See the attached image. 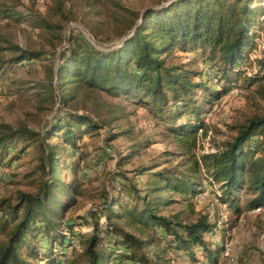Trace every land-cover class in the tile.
<instances>
[{"label":"trees","instance_id":"obj_1","mask_svg":"<svg viewBox=\"0 0 264 264\" xmlns=\"http://www.w3.org/2000/svg\"><path fill=\"white\" fill-rule=\"evenodd\" d=\"M260 3L173 0L159 8H146L132 33L114 49L103 51L80 37L66 38L68 45L60 52L57 64L46 68V76L55 81L60 93L62 90V106L85 90L148 108L154 118L165 122L166 131L181 143L183 153H189L197 139L208 132L202 114L214 100L235 87L238 80L247 85L264 80V41L263 47L257 42L260 37L264 40V6ZM33 24L60 39L61 24L42 16ZM8 49L12 51L9 66L42 57L40 50L32 48L9 45ZM174 49L198 53L200 63L210 65L217 84L204 78V68L198 71L188 64H170L168 57ZM215 63L219 66L213 69ZM53 124L43 139L24 124L4 126L0 131V160L12 143L36 142L38 169L43 174L35 192H18L14 201L0 199V264H31L29 258L38 255L34 243L40 232L46 237V264H162L166 259L153 248L159 239L166 241V247L192 258L193 249H201V261L215 264L224 241L207 239L215 225L206 214L189 221L181 219L184 210L162 213L175 201L168 193L191 201L202 191L200 171L204 180L218 184L221 192L216 193L217 201L236 212L242 191L251 195L247 210L264 206V112L239 125L233 138L222 146L194 155L185 170L158 162L141 164L133 169L135 177L146 176L141 185L122 172L112 173L113 178L123 179L122 192L101 194L102 201L90 210L88 218L76 216L68 222L61 218L81 193L76 173L85 159L76 143L101 126L95 118L73 111ZM56 138L63 146L51 142ZM67 144L71 152L65 156ZM258 150L261 154L256 156ZM66 157L75 158L66 163ZM126 158L120 155L118 165ZM160 165L163 167L157 169ZM60 170L72 177L63 182ZM187 207L185 210L192 212V202ZM84 226L90 231L83 232ZM151 250L152 256L147 252Z\"/></svg>","mask_w":264,"mask_h":264},{"label":"rangeland","instance_id":"obj_2","mask_svg":"<svg viewBox=\"0 0 264 264\" xmlns=\"http://www.w3.org/2000/svg\"><path fill=\"white\" fill-rule=\"evenodd\" d=\"M171 1L0 0V131L4 126L15 128L24 124L43 139L46 130L69 111L87 114L101 126L96 133L86 135L76 143L85 158L79 163L76 173L81 193L76 197L74 205L64 211L61 219L65 222L76 216L88 218L90 210L102 201L101 194L122 192L123 179L113 178L112 173L122 172L128 179L132 178L133 183L141 185L146 176L135 177L133 173V169L141 164L152 165L158 162L163 166H176L177 170H185L194 155L197 157L202 150L211 151L222 146L233 138L239 125L252 117L262 116L264 112V80L251 85L243 80L236 81L235 87L220 99L214 100L209 111L202 114L207 134L197 139L196 146L189 153H183L181 143L166 131L164 121L154 118L148 108L135 106L121 97H112L102 92L87 94L82 90L66 106H62L59 99L62 90L60 93L55 81L46 76V68L57 64L60 52L68 45L66 38L80 37L103 51L114 49L122 38L132 33L139 15L146 8H159ZM260 1L264 6V0ZM7 13L10 15H5ZM39 16L61 24L60 39L35 27L33 22ZM263 41L262 37L257 39L258 47H263ZM9 45L40 50L42 57L40 60L9 66L8 60L12 56ZM255 53L258 54L257 51ZM199 58L198 53L174 49L168 62L188 64V68L200 71L208 64L200 63ZM218 66L215 63L213 69ZM204 78L217 84L215 75L212 78L205 75ZM61 141L60 138L51 139V142H59L63 146ZM64 146V155L67 156L71 148L68 144ZM166 152L170 154L165 155ZM260 154L259 151L256 156ZM120 155L126 156L127 161L119 166ZM74 158L63 159L67 163ZM39 161L36 142L18 140L12 143L8 153L3 154L0 160V199L14 201L18 192H35L40 177H43L38 169ZM60 172L63 182L72 177L68 171ZM198 176L202 191L191 201L184 200L178 193H168L175 201L162 209V213L172 214L184 210L181 219L189 221L206 214L215 225V231L207 239L224 241L223 251L215 264H264V209L259 212L247 210L246 204L251 195L242 191L236 201L238 213L235 208L217 201L216 193L220 191L218 184L204 180L202 171ZM188 202L193 204L190 213L185 210ZM81 230L89 232L90 228L84 226ZM36 239L34 244L38 255L29 260L31 264H46L48 261L45 259L43 243L46 237L40 232ZM153 248L155 251L160 250L159 254L166 259L162 264H205L199 257L201 249H193L194 258L184 256L181 251L166 247L164 239H159ZM225 248H229L228 256L224 254ZM147 252L152 256L154 251ZM197 257L200 261H197ZM59 264H66V261Z\"/></svg>","mask_w":264,"mask_h":264},{"label":"built area","instance_id":"obj_3","mask_svg":"<svg viewBox=\"0 0 264 264\" xmlns=\"http://www.w3.org/2000/svg\"><path fill=\"white\" fill-rule=\"evenodd\" d=\"M204 73H205V75H207L209 78H212L213 75H214L213 70H212L209 66H205V67H204ZM262 209H264V206H258V207L254 208V209H252V210H253L254 212H259V211H261ZM224 254H225V256H228V255H229V248H225V249H224Z\"/></svg>","mask_w":264,"mask_h":264}]
</instances>
